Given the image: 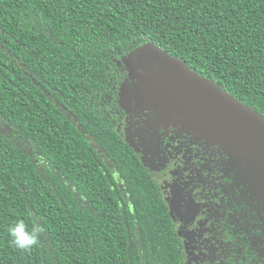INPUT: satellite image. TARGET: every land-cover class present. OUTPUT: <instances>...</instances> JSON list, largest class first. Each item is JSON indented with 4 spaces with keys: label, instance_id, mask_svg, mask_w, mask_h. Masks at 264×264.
I'll list each match as a JSON object with an SVG mask.
<instances>
[{
    "label": "trees",
    "instance_id": "16d2710c",
    "mask_svg": "<svg viewBox=\"0 0 264 264\" xmlns=\"http://www.w3.org/2000/svg\"><path fill=\"white\" fill-rule=\"evenodd\" d=\"M145 45L264 119V0H0V264H188L120 132L123 60ZM18 220L43 229L30 250ZM257 226L224 264H264Z\"/></svg>",
    "mask_w": 264,
    "mask_h": 264
},
{
    "label": "flooded vegetation",
    "instance_id": "af4514ba",
    "mask_svg": "<svg viewBox=\"0 0 264 264\" xmlns=\"http://www.w3.org/2000/svg\"><path fill=\"white\" fill-rule=\"evenodd\" d=\"M146 102H141V120L138 114L132 117L124 110L126 118L120 132L124 133V126H131L129 130L138 134L141 129L145 135L150 131L148 139L156 148L151 157L156 172L148 167L162 189L184 247L186 233L192 240L191 256L185 247L188 264H216L220 259L223 263L232 254L240 255L241 245L247 243L242 235L249 236L259 224L264 236V207L244 178L249 169L241 162L244 152L230 148L232 157L227 160L223 154L225 144H213L209 138L193 135L182 121L162 122L165 128L159 129L160 120L151 111L159 106L148 107ZM231 219L237 221L234 233L226 225ZM242 221L252 223V227Z\"/></svg>",
    "mask_w": 264,
    "mask_h": 264
},
{
    "label": "rangeland",
    "instance_id": "374dc122",
    "mask_svg": "<svg viewBox=\"0 0 264 264\" xmlns=\"http://www.w3.org/2000/svg\"><path fill=\"white\" fill-rule=\"evenodd\" d=\"M148 48L150 47L142 46L123 60L128 76L120 86V107L123 108L129 116L135 117V115L138 114V119L141 120V106H143L141 102L146 100L148 102L144 105L148 107L151 105L159 106V109L156 107L151 109L153 113L157 114V119L159 118L160 120L157 125L159 129L165 128L161 125L162 122L182 121V124L183 122L186 123L187 131L191 132L193 135L204 138V140H207L205 138H209V142L223 146L224 141L218 137H212V131L206 128L208 122H212V114L209 112L207 105L201 102V99L197 96V90H195L196 87L194 85L188 82L179 83L174 81H170L168 84H161V82L155 81L152 77L147 75L141 78L139 71L148 59ZM157 71H160L158 66ZM185 105L193 109L194 112L192 116L189 110L184 108ZM200 117L206 121H203ZM199 120L204 123L205 128ZM195 121L198 122V127ZM130 127L131 126H128L127 128L124 126L122 130L124 133H122V135L130 142L140 157L145 160L151 171L156 172L151 159V157L154 158L156 148L153 149L151 141L148 139L150 131L145 135L144 130L141 129V133L138 134L136 131H130ZM256 128L263 130V127L260 125H257ZM231 147L237 149L235 146ZM261 158L264 161V153L261 154ZM246 160L247 159H241V162L248 166ZM246 170L245 173H248L245 174L244 178H246L249 186H251V192L256 195L257 199L262 202L264 207V163L262 162V165L259 166L256 172L251 171L250 168ZM184 238L188 256H191L189 251L192 250V240L189 238V233H186Z\"/></svg>",
    "mask_w": 264,
    "mask_h": 264
},
{
    "label": "water",
    "instance_id": "95a60500",
    "mask_svg": "<svg viewBox=\"0 0 264 264\" xmlns=\"http://www.w3.org/2000/svg\"><path fill=\"white\" fill-rule=\"evenodd\" d=\"M145 46L150 48H148V59L139 71L141 78L147 75L161 84L174 81L194 85L197 96L212 114V122H208L206 127L212 131L211 136L218 137L224 143H229L244 152L248 167L256 172L262 162L264 163L261 158V154L264 153L262 152L264 151V119L227 96L213 83L197 77L182 64L159 53L151 45ZM157 66L160 71H157ZM184 108L188 109L192 116L193 109L188 105ZM201 124L205 128L204 123ZM257 125L262 126L263 130L257 129ZM196 126L198 127V122Z\"/></svg>",
    "mask_w": 264,
    "mask_h": 264
},
{
    "label": "clouds",
    "instance_id": "9594fccd",
    "mask_svg": "<svg viewBox=\"0 0 264 264\" xmlns=\"http://www.w3.org/2000/svg\"><path fill=\"white\" fill-rule=\"evenodd\" d=\"M42 231L43 229L36 225H33L29 231L24 221L18 220L8 229L10 243L21 251L30 250L38 245Z\"/></svg>",
    "mask_w": 264,
    "mask_h": 264
}]
</instances>
